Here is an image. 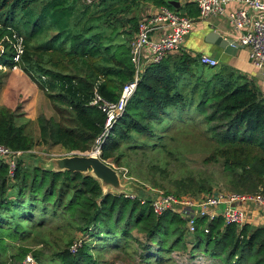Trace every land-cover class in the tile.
I'll return each mask as SVG.
<instances>
[{
    "label": "trees",
    "instance_id": "1",
    "mask_svg": "<svg viewBox=\"0 0 264 264\" xmlns=\"http://www.w3.org/2000/svg\"><path fill=\"white\" fill-rule=\"evenodd\" d=\"M142 1L0 0V64L27 74L55 112L32 122L19 107L0 106V144L21 151L12 173L0 159V264H30L28 255L35 264H100L109 250L138 255L145 264H170L171 252L185 248L187 229L178 214L157 215L149 200L104 191L90 174L49 170L31 159L37 145L92 149L106 119L91 104L94 90L116 102L133 79L129 42ZM150 1L182 14L188 6L195 8L188 16L198 14L194 3L174 8L169 0ZM15 37L24 48L18 62L13 61ZM5 77L0 71V89ZM174 121L201 130L204 142H194L211 147L203 162L221 164L224 189L264 194V94L233 67L202 64L183 48L145 66L99 156L130 167L131 153L165 150L169 161L156 162L153 156L147 175L138 171L141 178L168 194L211 193L217 185L212 173L185 170L171 176L169 163L183 162L185 151L196 147L167 149L165 132ZM33 123L37 136L28 131ZM192 235V259L202 250L213 264H264V226L200 217ZM78 239L81 244L72 252Z\"/></svg>",
    "mask_w": 264,
    "mask_h": 264
},
{
    "label": "built area",
    "instance_id": "2",
    "mask_svg": "<svg viewBox=\"0 0 264 264\" xmlns=\"http://www.w3.org/2000/svg\"><path fill=\"white\" fill-rule=\"evenodd\" d=\"M90 2L91 0H86ZM231 0H196L198 16L196 18L177 12L167 6H158L153 11L138 20L136 30L129 42L130 61L134 68L133 79L124 84L116 102L105 100L94 90V98L91 102L97 105L105 115L103 132L95 139L94 153L100 154V147L107 136L110 127L115 120L122 115L129 98L134 93L138 80L146 65L158 63L166 56L182 49L185 38L192 30L197 19L205 20L224 13L225 5ZM243 4L239 8L228 13L229 22L240 31L238 43L248 49V57L255 68L264 72V0H232ZM13 61L18 62L23 53V43L20 37H15ZM3 39L0 40V54L3 52ZM199 62L208 66H216L218 60L207 54H201ZM18 69L16 65L11 68L0 64V70ZM93 148V147H92ZM21 151L13 150L0 144V159L9 167V172L15 168L17 157ZM134 198L132 195L124 194ZM236 204L232 207L231 204ZM223 204L224 208L220 205ZM152 211L161 215L165 212L178 214L184 221L187 232L195 231L197 219L206 217L212 220L221 216L224 224H235L241 227L244 224H252L249 212L257 210L264 216V194L238 193L232 191H214L202 194L199 197L190 195H175L165 192L159 194L150 201ZM259 216V214H258ZM208 232V228H204ZM81 244V240L74 241L71 251L74 252ZM173 260L178 264H188V257L179 251L171 252ZM194 260V261H193ZM199 264V259H192ZM26 262L33 264L28 255Z\"/></svg>",
    "mask_w": 264,
    "mask_h": 264
},
{
    "label": "rangeland",
    "instance_id": "3",
    "mask_svg": "<svg viewBox=\"0 0 264 264\" xmlns=\"http://www.w3.org/2000/svg\"><path fill=\"white\" fill-rule=\"evenodd\" d=\"M86 1V0H85ZM87 2V1H86ZM138 9V17L141 18L144 15L151 12L150 5L152 4H146L141 2ZM8 71V70H7ZM190 123V122H187ZM167 124V123H165ZM163 127V126H162ZM160 128L159 132H161L164 128ZM28 131L33 134L34 136H37L38 130L36 125L33 123L31 126L28 127ZM165 143L167 145V149H170L172 152L178 153L179 149H185L188 147V144H190L191 147L196 146L194 151H185V159H183V162H178L175 160H172L171 163L168 165V169L171 172V176L180 177L183 175V171L185 170H191L194 172H201V173H212L213 178L215 179L216 186H214V190H223L228 191L223 188L224 182L223 178L221 177V164H215V163H204L203 158L211 151V147L208 149H205L204 147H197L198 142H204V135L201 133V130L197 127L190 126L189 128L185 127L184 123H180L178 121H174L172 125L169 127V129L165 132ZM195 141H197V144H195ZM177 147L179 149H177ZM166 149V150H167ZM94 150L93 148L87 152H78V151H66L60 146H53V145H37L32 150L33 156L31 157L32 161L38 162L40 165L47 164L51 158L56 157H63L66 155L71 154H83V153H89L90 151ZM180 151V150H179ZM165 154L166 151H153L150 149H140V151L131 153L130 154V167H127L126 165L117 167L111 162L109 163L111 166H113L118 172L121 184L129 186L130 194L134 198L141 199L142 201L149 200L151 201L154 199L159 192H165L163 189H159L157 187H154L151 182H148L147 180L140 177L138 174L139 170H142V172L147 175V168H148V161L152 160L151 158L154 156L156 158V162L162 163V160H166L170 157H167ZM162 161V162H161ZM169 161V159H168ZM138 174V175H137ZM159 181H162V179L159 178ZM165 181H163L164 183ZM166 183V182H165ZM190 196H197L200 195H190ZM232 207H235L236 204L232 203ZM221 208H224V205H220ZM253 226H260V225H253ZM137 236L141 237L140 234L135 233ZM77 234L76 236H78ZM192 234L186 232L185 235V248L176 249L175 251H179L184 253L188 257V264H197L192 261V258L190 256L191 251V239ZM77 238V237H76ZM75 238V239H76ZM202 250H199L197 254L195 255L194 259H199V264H213L214 260H211L209 258H206L204 254H201ZM103 256L100 257L102 260L100 264H145L144 262H141L139 256H131L128 255L125 251H117V250H109L104 251ZM195 253V252H194ZM171 256V262L170 264H178L176 263L172 255ZM33 264H35L33 262Z\"/></svg>",
    "mask_w": 264,
    "mask_h": 264
},
{
    "label": "crops",
    "instance_id": "4",
    "mask_svg": "<svg viewBox=\"0 0 264 264\" xmlns=\"http://www.w3.org/2000/svg\"><path fill=\"white\" fill-rule=\"evenodd\" d=\"M180 6H185L188 3H194L196 8V0H175ZM146 4L150 5L153 11L157 5L150 0H146ZM179 6V7H180ZM243 4L235 1H229L224 8V13L209 17L205 20L197 19L192 30L187 35L182 45V48L190 55L199 56L207 54L218 60V66L222 63L233 67L238 73L245 75L247 80L253 81V84L264 94V72H261L253 66L248 57V49L238 43L240 31L236 29L228 19V13L239 8H244ZM188 6H185L183 14L189 15V12H195V8L189 12ZM196 16H191L196 18ZM190 17V16H189ZM210 32H216L224 38L235 40L240 47L234 55H228L223 52V49L218 45L208 42L206 39ZM179 52V51H178ZM6 77L0 89V106L15 110L19 107V112L23 118L34 122L39 114H44L47 117L55 116L53 107L37 85L25 74L20 68L13 70H0ZM253 210L249 212L250 225L264 226V216L260 212ZM259 214V216H258Z\"/></svg>",
    "mask_w": 264,
    "mask_h": 264
},
{
    "label": "water",
    "instance_id": "5",
    "mask_svg": "<svg viewBox=\"0 0 264 264\" xmlns=\"http://www.w3.org/2000/svg\"><path fill=\"white\" fill-rule=\"evenodd\" d=\"M168 3L174 8H179L178 1L169 0ZM223 49L228 55H234L240 45L231 38H224L216 32H210L206 39ZM44 168L55 171L68 170L71 172H80L90 174L100 181L104 191L109 190L115 193L130 194L129 186L121 184L119 172L106 161L102 160L94 151L83 154H71L63 157L51 158Z\"/></svg>",
    "mask_w": 264,
    "mask_h": 264
}]
</instances>
